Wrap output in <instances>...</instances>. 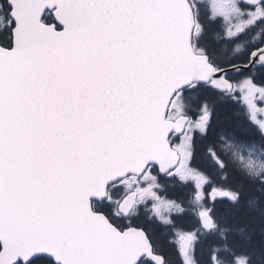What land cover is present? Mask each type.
<instances>
[{"label":"snow or ice","instance_id":"obj_1","mask_svg":"<svg viewBox=\"0 0 264 264\" xmlns=\"http://www.w3.org/2000/svg\"><path fill=\"white\" fill-rule=\"evenodd\" d=\"M0 264H264V0H0Z\"/></svg>","mask_w":264,"mask_h":264}]
</instances>
